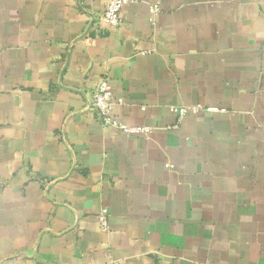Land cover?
Returning <instances> with one entry per match:
<instances>
[{"label":"crops","instance_id":"0c3cea01","mask_svg":"<svg viewBox=\"0 0 264 264\" xmlns=\"http://www.w3.org/2000/svg\"><path fill=\"white\" fill-rule=\"evenodd\" d=\"M106 1L0 0V264H264V0Z\"/></svg>","mask_w":264,"mask_h":264},{"label":"built area","instance_id":"2783aa9c","mask_svg":"<svg viewBox=\"0 0 264 264\" xmlns=\"http://www.w3.org/2000/svg\"><path fill=\"white\" fill-rule=\"evenodd\" d=\"M134 0H107L105 9L100 15L99 20L108 27L117 28L123 23L122 11L124 7ZM161 9V0H155L150 4V13L156 15ZM124 99L114 94L113 88L109 82V78L103 77L96 85L93 91V98L91 102L92 113L96 115L98 121L105 126L112 127L118 131L127 134L137 135L146 134L154 130L153 127L144 125H130L118 118L114 113L116 104H121ZM171 112L177 115L178 122L183 117L189 114L197 115L203 111H217V107L205 106L201 103L191 105H172ZM98 221L103 231L109 229V210L107 207H102L98 213Z\"/></svg>","mask_w":264,"mask_h":264}]
</instances>
